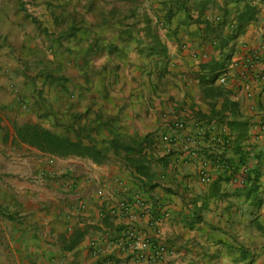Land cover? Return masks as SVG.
Returning <instances> with one entry per match:
<instances>
[{
  "label": "crops",
  "instance_id": "1",
  "mask_svg": "<svg viewBox=\"0 0 264 264\" xmlns=\"http://www.w3.org/2000/svg\"><path fill=\"white\" fill-rule=\"evenodd\" d=\"M149 3L175 15L150 23L148 35H137L144 25L134 21L94 33L88 46L82 31L74 36L70 89L74 129L85 123L79 131L99 144L115 136L146 138L152 179L136 188L134 169L110 150L100 161L45 154L32 165L22 162L20 180L12 181L19 196L0 212V264H264V1ZM246 3L257 5L255 14L234 33ZM98 23L112 28L109 21ZM216 74L225 77L223 84L211 81ZM177 119L185 122L184 131L173 129ZM198 126L206 135L194 156L182 151L180 141L168 148L161 141L173 133L181 140ZM209 135L228 144L215 148ZM201 163L210 176L205 183L198 176ZM239 166L246 168L243 183L235 181L240 168L232 175ZM140 192L148 210L134 206ZM119 201L130 204V213H109ZM159 217L155 230L152 218ZM128 228L164 244L163 259L151 253L138 259L115 244Z\"/></svg>",
  "mask_w": 264,
  "mask_h": 264
},
{
  "label": "rangeland",
  "instance_id": "2",
  "mask_svg": "<svg viewBox=\"0 0 264 264\" xmlns=\"http://www.w3.org/2000/svg\"><path fill=\"white\" fill-rule=\"evenodd\" d=\"M197 3L187 0L191 7ZM162 11L150 6L149 0H0V212L7 213L8 199L19 196L12 182L20 180L18 165L47 157L15 139V124L36 122L71 139H76L78 131L77 138L85 143H100L73 126L77 114L70 89L75 83L70 56L78 46L74 36L82 31V44L88 46L86 38L94 33L108 34L118 29L114 25L132 26L134 21L144 25L136 34L148 35L150 23L155 27L164 22L167 12ZM176 14L175 18L183 17L182 12ZM100 21H109L112 28ZM83 126L79 123L77 129Z\"/></svg>",
  "mask_w": 264,
  "mask_h": 264
},
{
  "label": "trees",
  "instance_id": "3",
  "mask_svg": "<svg viewBox=\"0 0 264 264\" xmlns=\"http://www.w3.org/2000/svg\"><path fill=\"white\" fill-rule=\"evenodd\" d=\"M244 7L245 8L243 12L236 17L238 26L234 30L232 28L234 33L241 32L243 24L251 19L255 14V7H257V5H250V3H246ZM173 15L174 14L172 13L171 9L168 10L164 15V22L170 21ZM147 30L149 31L148 27ZM234 33L232 34L233 36H235ZM210 68L213 70L214 66H210ZM218 75L219 74L213 75L211 81H213L214 78H217ZM82 131L83 130L80 129V132ZM14 132L15 139H17L19 143L25 144L29 147H33L43 154L55 155L58 157L78 156L82 158H90L94 161H100L107 159L109 150L113 153V155H120V153H122L121 158L124 160L125 164L129 165L135 171L134 175H132V179L133 184L136 188L145 187L146 182L149 183L153 177V174L150 171L151 160L148 159L147 154L143 153L144 142H147L146 138H143L142 140L128 141L120 140V138H118L119 136H115L114 138H111L108 141H104L101 144L85 143L79 137L77 138L79 134L78 131H76V139H71L68 136L47 129L39 123L29 121L15 124ZM223 140L224 142L222 145L214 144L213 146L215 148H219L220 146L227 145L229 139L223 138ZM215 163L218 165L221 164L224 169L228 168L232 170L230 164H228L226 161H220L219 158L215 157ZM240 166L235 171H233L232 175H234L239 168L241 169ZM226 170L227 169H225V171ZM154 219L157 218H152L153 221Z\"/></svg>",
  "mask_w": 264,
  "mask_h": 264
},
{
  "label": "built area",
  "instance_id": "4",
  "mask_svg": "<svg viewBox=\"0 0 264 264\" xmlns=\"http://www.w3.org/2000/svg\"><path fill=\"white\" fill-rule=\"evenodd\" d=\"M206 57L207 54L204 53L202 58ZM247 61L248 62L246 63L250 64L249 60ZM217 80L218 83L223 84L225 82V77L223 75H220L217 77ZM172 127L173 129H175V131H184L186 129L185 122L182 119H177L173 121ZM177 135H175L174 133L161 135V141L162 143H164L165 148H168L171 145L180 141L183 147L182 151L187 155L194 156L197 153V147L204 140L206 134L203 127L198 126L193 132L185 133L181 140L180 137ZM208 140L211 142L212 145H222L224 142L223 138L217 135H209ZM245 172L246 168L244 166L240 169L235 181L243 183ZM198 174L202 182L205 183L209 181L210 176L205 163L200 164ZM115 183L124 187L123 183L119 179H116ZM134 206L140 209L148 210L145 200L140 197V195H135ZM130 209V204L125 201H119L118 203L111 205L108 210L109 213L113 216H121L130 213ZM157 222L158 221H153L151 223L155 230L157 228ZM115 244L119 245L122 248H126L128 252L133 254L134 257L138 259L145 257L147 253H151L154 259H163L165 253L167 252V247L164 244L157 242L153 243L147 234L141 233L140 230L135 228L126 229ZM95 254L99 255L98 252H95Z\"/></svg>",
  "mask_w": 264,
  "mask_h": 264
}]
</instances>
